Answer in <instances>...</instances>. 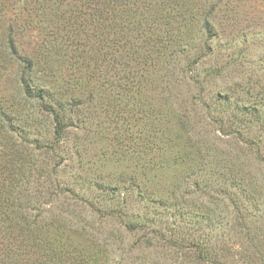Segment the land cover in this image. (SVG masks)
Masks as SVG:
<instances>
[{"label":"rangeland","instance_id":"obj_1","mask_svg":"<svg viewBox=\"0 0 264 264\" xmlns=\"http://www.w3.org/2000/svg\"><path fill=\"white\" fill-rule=\"evenodd\" d=\"M7 1L10 4L16 3V0H5L6 4H9ZM160 1L152 0L147 6L139 1L136 3V11L150 14L159 9ZM207 1L209 5L211 3L215 5L209 19L215 33L210 39L202 32L198 34L196 20L188 23L187 29L180 22L181 16H177L173 22L171 20L173 18H170L174 26L180 27L179 32H182L186 39L190 36L196 37L198 50L195 56L199 57V63L195 64L196 68L193 70L199 72L200 81L194 80V77L189 78L185 73V67L188 65L192 67L187 60L190 62L194 58L186 59L184 54L176 58V65L174 64L173 52L177 39L169 35L165 22L159 20L155 23L157 27L150 30L145 28L144 36L131 41V44L117 47L115 51L116 56L123 62L125 59L126 61L109 70L107 76L113 78L114 83L120 81L126 90L118 92L114 86L107 83V78L106 80L102 78L103 82L97 84L93 80L83 79L79 87L83 91V95L79 96L80 102L86 101L89 93L94 95L91 101L80 108V116H89V132L81 129L71 130L66 144L68 154L64 155V159L59 153L58 156H49V159L45 155L41 156L51 162L50 167L55 165L57 170L51 174L48 167V171L42 174V185L33 182L30 194L36 196L39 189L45 190V198L53 199L52 208L59 210L62 204L64 207L62 210L68 213L67 217L75 227L77 225L87 227L83 233L88 235L91 241L96 242L98 237L97 242L100 243L105 234L111 235V247L117 252L110 253V247L103 255L96 257V264H134L133 261H136L138 256L146 253L142 251L140 244L145 243L146 238L150 240L153 250H150L151 255L146 253L145 264H149L148 259L152 263L154 256L157 259L156 264H198L188 262L185 253L180 250L163 245L157 233L176 237L177 234H172V230L176 231L179 229L178 226L193 217L206 215V206L209 209L208 204L212 202L206 201L209 198L206 192L201 187L198 188V178H217L225 172L238 173V168L233 169L238 167V161L232 159L229 154L232 153L238 158V146L250 135L248 130L238 125V121L235 120L243 118L248 120L252 113L249 112L246 116L243 114L233 116L234 108L238 104L251 106L252 111L260 112L258 116H261L255 118L257 121L247 124L253 126L254 130L264 125V0H190L186 3L181 0L180 3H185V7H190L187 11H190ZM168 10L169 5H162L159 12L165 13ZM187 11L186 16L189 13ZM9 16L12 17V15L2 17L4 23L8 22L5 18ZM20 16L23 18L17 21L13 31L19 51L21 53L31 51L33 47L42 43L49 48V59L46 64L48 68H52L51 76L46 78L54 79L60 84L63 80H68L70 85L73 81L79 80L75 77V67L70 64L67 56L69 53L67 43L58 40L60 33L53 29L52 23L46 18L36 19L33 15L25 13ZM199 37H202V40H199ZM134 49L137 50L139 60L144 59L147 52L151 56L143 62H138V59L131 60ZM16 70L15 64L0 58V105L2 103L11 105L17 113H21L25 108L16 103L19 94ZM125 75L130 78L124 79ZM93 87L94 90L91 92L90 89ZM182 113L186 114L187 119L190 118L189 124L182 119L184 118ZM42 119L39 128L43 133L48 118ZM181 121L186 124L184 122V125L181 124ZM235 132H238V138L243 139L239 145H235L237 141L234 138ZM146 133L154 138L149 140L162 147L151 151L150 141L146 140L147 137L143 139ZM259 134L262 137L261 142L259 141L260 148L256 156L252 158L250 156V164L245 166L244 170L254 172L264 184V129H261ZM187 148L191 150L190 154L186 153ZM203 149L208 162L205 161L207 165L201 167L198 163L201 160L198 154L202 153ZM224 151L229 153L226 154ZM196 167L201 168L195 171ZM89 176H95L101 181L107 178L115 181L114 179L134 176L137 186L147 192V195L145 194L147 202L140 203L139 197L135 195V189L130 191L132 194L126 201L127 213L115 210L109 216L101 217L88 205L77 206L79 202L68 193L59 192L67 185L73 187L74 183L72 185L71 182L75 181V178L79 180ZM58 180L61 184L56 188L55 183L58 184ZM76 190L79 196L82 195V191L85 197L92 195L90 191L85 193L79 184ZM120 195L125 196L123 192H120ZM262 197L247 202L246 205L250 208L260 207L261 200H264ZM106 201L100 200L97 209H104L105 206L99 208V204L105 205ZM225 203L226 200L221 202L212 218L218 219L213 234L222 232L224 224L228 231L232 225L238 230V222L242 220L241 218L238 220L236 209L232 207L226 209ZM259 212L250 217L248 222L257 232L264 234V211ZM145 216L151 228L154 227L158 232H151L147 224L145 228L133 232L123 228L127 219L133 221L138 217L141 220V217ZM205 231L208 232V228ZM67 233L75 237L72 233ZM229 234L230 240L237 239L242 245H248V241L252 249L251 257L255 258L249 264H257L259 259H256L254 254L256 247L251 246L253 241L246 240L234 229H231ZM120 238L123 239L125 246H128L126 249L134 243L140 247L133 248L128 255V252L118 248H125L120 243ZM225 245L223 241L222 245H218L220 254L227 252ZM231 250L233 252L222 258L225 264H245L238 258V244ZM175 255L178 256L179 262L174 263L171 260Z\"/></svg>","mask_w":264,"mask_h":264},{"label":"trees","instance_id":"obj_2","mask_svg":"<svg viewBox=\"0 0 264 264\" xmlns=\"http://www.w3.org/2000/svg\"><path fill=\"white\" fill-rule=\"evenodd\" d=\"M139 1L147 6L152 0H16V3L11 1L13 2L11 4L9 1H7L9 4H6L5 0H0V58L16 65V81L19 90L16 103L23 109L25 108L23 113H17L11 105L3 103L0 105V264H96V257L103 255L104 251L111 247V235L105 234L100 243L97 242L98 237L96 242L91 241L88 235L83 233L87 227L83 225L75 227L71 219L67 217L68 213L62 210L64 208L62 204L59 210L52 208L53 199L45 198V190L39 189L36 196H32L30 192L33 182H39L42 185V174L48 171V167L51 174L54 173L52 171L57 170L55 165L50 167L51 162L41 156L45 155L49 159V156L54 157L60 154L64 159V155L68 154L66 144L71 130L81 129L86 133L90 130L89 116H80V108L91 101L94 95L89 93L85 98L86 101L80 102L79 96L83 95V91L79 87L83 79L93 80L97 84L107 78V83L114 86L118 92L126 90V87L121 86L120 81L114 83L115 80L107 76L109 70H112L113 67L115 69L117 65L124 64L126 61L125 59L123 62L115 55L117 47L131 44V41L141 38L144 36L145 28L150 30L157 27L155 23L161 20L165 22L169 35L177 39L173 52L174 64L176 65L175 59L184 54L186 59L194 58L190 62L187 60V63H190L192 67L189 65L185 67V73L189 75V78L194 77V80L200 81L199 72L196 73L195 69L193 70L194 67L196 68L195 64L199 63V57L195 56L196 50H198L197 42H195L196 37L190 36L186 39L182 32H179L180 27L174 26L172 22L177 16H181L182 26L189 29L187 24L196 20L198 34L202 32L210 39L215 33L209 20L215 5L212 3L209 5L207 1L208 3H201V7L198 6L195 10L187 11L190 7H185L184 4L190 0H184L185 3H180L181 0H161L160 7L169 5V10L162 13L159 12V7L147 14L136 11V3ZM186 11L189 12L187 16ZM22 13L33 15L36 19L44 20L46 18L52 23L53 29L60 33L58 40L67 43L66 47L69 48L67 56L70 64L75 67V77L79 80L73 81V84L71 82L72 85H70L68 80H63L60 84L54 79L46 78L51 76L52 68H48L46 64L49 59V48L42 43L33 47L31 51L23 53L19 51L13 31L17 21L23 18L20 16ZM7 15H12V17L5 18L8 22L4 23L2 17ZM170 18H173L172 22ZM146 22L147 26H145ZM199 40H202V37H199ZM132 53L134 55L130 59H138L137 50L134 49ZM147 53L144 59H138V62L150 58L151 55L149 52ZM129 78L128 75L124 76L126 80ZM131 80L130 82H133ZM93 90L94 87L90 89L91 92ZM222 110L226 109H220V111ZM234 110L233 116H238V114L246 116L249 112L252 113V117L248 120L244 118L235 120L238 121V125L244 126L250 135L247 137L248 139L244 138L242 141L243 139L237 136L238 132L234 134V138L237 140L235 145H239L240 141L243 143L238 146V158L232 153L229 154L232 159L238 161V167L233 168H238V173L225 172L217 178H198V188L201 187L206 192L209 197L206 201L212 202L208 204L209 209L206 206V215L193 217L178 226L179 229L176 231L172 230V234H177L176 237L157 233L158 239L162 241L163 245L166 244L167 248H176L185 253L188 262L191 263L225 264L226 262L222 258L229 252H233L231 248L238 244V258L245 264H249L252 259H255L250 254L252 249L249 247L248 241V245H242L237 239H235L236 241L230 240L229 232L234 229L246 240L253 241L251 246L256 247L257 251L255 250L254 254L256 259H259L257 264H264V234L257 232L255 227H252L248 222L250 217L260 213L259 211H264V203H262L264 200H261L260 207L250 208L246 205L247 202L254 201L260 196H263L264 199V184L254 172L244 170L245 166L250 164V156L251 158L256 156L257 150L260 148L259 141L262 140V137L259 133L261 129H264V125H260L254 130L253 126L247 124V122L257 121L255 118L260 113L253 112L251 106L238 104ZM182 116L184 117L182 119L189 124L190 118L187 119L185 113H182ZM46 117L48 124L42 133L39 125L42 118ZM184 121H181V124L184 125ZM150 136L146 133L143 137V139L147 137L146 140L150 141L149 149L152 151L161 148L160 144L155 145L153 140H149L154 139ZM190 152L191 150L187 148L186 153L190 154ZM198 155L201 159L198 162L199 166L207 165V163L205 164V161H208L205 158L204 149ZM200 168L196 167L195 171H199ZM135 178L131 176L114 179L115 181L110 178L101 181L97 180L95 176L79 180L75 178V181L71 182L72 185L74 183L73 187L67 185L59 192L68 193L79 202H77V206L88 205L93 212L98 213L101 217L109 216L115 210L127 213L128 204L126 201L132 194L130 191L136 189L135 195L139 197L140 203L147 202V192L137 186ZM59 184L61 181L58 180V184L55 183L56 188L59 187ZM77 184L84 189L85 193L90 191L92 195L85 197L82 191V195L79 196V192L76 190ZM120 192H123V195L127 194L123 197ZM100 200H107L105 205L99 204V208L105 206L101 210L97 209ZM225 200L226 209L230 207L236 209L238 220L240 218L242 220L238 222V230L232 225L228 231L224 224L222 232L213 234L212 231L215 230L218 219L213 220L212 218L217 213L218 206ZM141 218L140 220L137 217L133 221L127 219L123 228L133 232L145 228V224H147L150 229L151 225L150 222L148 224L147 217ZM152 228L151 232H158L154 227ZM206 228H208V232L205 231ZM67 232L72 233L75 236H72L74 239ZM234 235L237 236L235 233ZM213 236L216 237L213 238ZM222 241L226 243L225 246L228 249L224 254H220L218 246L222 245ZM120 243L125 248H118L123 252H128V255L131 254L133 248L140 247L134 243V246L126 249L128 246H125L122 238H120ZM140 244L142 251H146L149 255L152 254L148 238L145 243L140 242ZM110 250V253L117 252L112 247ZM146 253L138 256L133 263L145 264ZM152 260L151 263L148 259V263L156 264L155 256ZM171 260L174 263L179 262L177 255Z\"/></svg>","mask_w":264,"mask_h":264}]
</instances>
